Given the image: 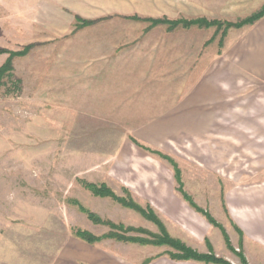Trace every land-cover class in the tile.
<instances>
[{
    "label": "rangeland",
    "instance_id": "rangeland-1",
    "mask_svg": "<svg viewBox=\"0 0 264 264\" xmlns=\"http://www.w3.org/2000/svg\"><path fill=\"white\" fill-rule=\"evenodd\" d=\"M263 7L264 0H0V68L8 60L14 68L0 79V264H52L78 231L90 232L95 243L132 246L133 257L175 252L151 244L163 233L182 239L147 200L142 177L132 182L138 193L125 185L131 164L148 174L150 185L172 187L212 226L200 250L194 249L226 264H264V200L249 199L264 192V130L252 122L242 128L234 111L264 103L263 95L256 98L257 83L236 66L237 39L253 24L220 32L216 25L171 26L199 18L238 24ZM109 59L158 67H141L133 78L150 96L158 84L168 100L188 82L179 79L212 75L218 104L228 111L217 112L223 120L208 131L190 127L187 117L175 124L184 114L168 103L164 113L145 116L120 98L109 105L114 120L97 106L79 107L76 89L62 84L67 78L61 69L75 80ZM126 115L165 118L163 130L150 131L149 139L159 143L138 139L125 126ZM191 153L202 160L190 161ZM148 160L154 164L149 172L141 164ZM90 183L104 185L108 195L93 193ZM111 231L150 243L109 238Z\"/></svg>",
    "mask_w": 264,
    "mask_h": 264
},
{
    "label": "crops",
    "instance_id": "crops-1",
    "mask_svg": "<svg viewBox=\"0 0 264 264\" xmlns=\"http://www.w3.org/2000/svg\"><path fill=\"white\" fill-rule=\"evenodd\" d=\"M184 29H190V27ZM235 45L237 72L239 74H246L248 78L257 83L259 89L256 90L259 91H257L256 98L260 99L259 96H264V17L251 25L248 30H245L237 39ZM114 60L100 61L92 68L87 67L88 76L75 80L69 76L70 70L66 68L61 69L64 72L63 76L67 78L64 82L62 81V84L64 83L63 85H66L67 88L70 87V90L72 88L76 89L79 107L84 108L87 105L97 106L103 109L102 111L105 114L109 113L110 120H114L115 118L111 113L115 112V110L111 109L109 105L114 104L120 98H122L126 106H139L135 110L145 116L153 112L164 113L166 104L168 103L172 106L175 105V108L177 107L176 113L184 114V117H179L175 124L181 126V124L185 123V117H187V123L190 127L205 128L208 131L216 127L217 120H223L222 116L219 118L216 115L218 114L217 112L228 111L227 105L218 104L220 99L217 96V90L214 88L216 84L214 85L213 83L212 75L203 74L198 76L195 72L188 79H179L180 82H188H184L183 86L181 85L184 88L182 92H179L173 99L168 100L164 89L157 90L159 88L158 84L153 85L152 95L150 96L149 92H142L138 88V80H134L133 78L135 75L141 73V67H150L153 71L158 67L122 59ZM82 85L84 86L83 90L79 89ZM134 87L137 88L136 91L133 90ZM87 91L90 94H86ZM71 106H75V104ZM234 111L237 114L238 121L242 123V128L246 126V123L249 127L252 122L254 129L257 127L264 130V103L261 105L254 103L252 106L237 105ZM158 118H161V116L150 121L146 118H136L126 115L125 120L130 121V124H125V126L129 129H134L135 136L143 142L158 144L160 140L149 139V136H151L150 131H159L165 128V118L163 120ZM152 137L154 136L152 135ZM132 147L131 145L130 148L128 146L125 148L122 145V148L126 150L133 149ZM188 159L190 161H201L202 157H197V154L193 156L191 153ZM141 164L147 168L148 172L150 166L154 167V164L149 162V160ZM199 172L204 173L201 169H199ZM147 175L146 173L145 175L141 174L136 164H131L130 168L128 166L125 168L124 183L130 190L138 193V188L132 182L134 178L142 177V182L145 186L143 191L148 193L147 200L174 226L175 229L173 228L172 230L176 232L174 237H178L187 243V245L200 250L199 246H203L202 241L205 239V236H210L213 231L212 226L204 218L198 217V214L186 202L179 196H176L172 187L165 186L164 183L153 186L144 181L148 179ZM147 187H152V190L147 189ZM156 192L159 195H150ZM249 199L262 201L264 200V192L251 196ZM245 202L247 201L243 198V203ZM238 223L241 226L243 225L241 221ZM176 230L186 234L187 238L182 237L183 235H178ZM210 240L212 243L215 241L218 243L217 238L213 239L211 237ZM220 245L222 246L223 244ZM132 249V246L111 240L103 244L89 243L76 236H69L52 264H143L150 258V255L141 258H138L136 255L133 257ZM147 264L203 263L193 260L177 261L167 255H161L153 258Z\"/></svg>",
    "mask_w": 264,
    "mask_h": 264
},
{
    "label": "trees",
    "instance_id": "trees-1",
    "mask_svg": "<svg viewBox=\"0 0 264 264\" xmlns=\"http://www.w3.org/2000/svg\"><path fill=\"white\" fill-rule=\"evenodd\" d=\"M264 17V7L263 9L253 13L252 15L240 20L237 23L233 24L230 22H222L218 21L216 19L214 20H208L206 18H199L197 20H190V21H175L174 24H171V26L173 27L172 30L175 29L176 26H178L176 23H178L179 25H181V27L183 28H189L191 26H198L200 27H209V26H215L217 28V32H220V30L222 29V27H224V30H228L229 27H238V26H242L244 24H254L257 21H259L261 18ZM225 23V24H223ZM175 25V26H174ZM222 41L223 38L221 40V42L219 41V45L222 47ZM2 50H0L1 52ZM13 70V64L8 60L7 63L0 68V79H3L6 75H8L9 71ZM89 189L97 194V195H108L107 193L109 192L108 189L105 188L104 185H95L90 183L89 184ZM112 194V193H111ZM185 200H187L189 202V204L195 208L196 210L200 211L196 205H194V203H192L188 197L186 195H184ZM134 206V205H132ZM201 212V211H200ZM91 217H94L95 215L93 213L90 214ZM96 217V216H95ZM97 219V218H96ZM112 228H120L121 230H124V233L126 232H130L132 231V228H125L124 229V225L119 224V226H116L114 224H111ZM139 231V230H137ZM76 237L85 240L89 243H95L96 237L94 235H92L90 232H86V231H81L75 234ZM109 238H115L119 241H124V242H133V241H139V242H148L146 239H142V238H137V237H133L131 235L128 234H119V232L115 233L114 231H111L108 235ZM155 239H157L154 243L152 242L151 244H155V245H161V244H167L170 245L171 247L174 248L175 252H167V254L169 255V257L173 260H177V261H188V260H193V261H197V262H203L204 264H207L209 262H217V263H221V264H226L220 260L215 259L214 257H212L213 255L211 254H204V253H200L199 251H197L196 249L186 245L185 243H183L182 241H180L179 239H175L169 236L168 233H163V235L161 237L159 236H155ZM150 243V242H148ZM152 260V258L147 259L143 264H147Z\"/></svg>",
    "mask_w": 264,
    "mask_h": 264
}]
</instances>
